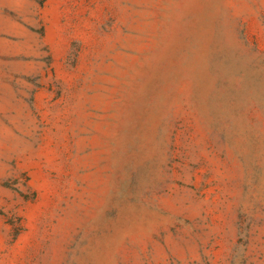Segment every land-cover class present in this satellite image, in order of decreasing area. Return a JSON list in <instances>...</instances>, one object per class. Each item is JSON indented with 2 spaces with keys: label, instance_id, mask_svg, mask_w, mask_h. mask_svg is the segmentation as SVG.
<instances>
[{
  "label": "rangeland",
  "instance_id": "374dc122",
  "mask_svg": "<svg viewBox=\"0 0 264 264\" xmlns=\"http://www.w3.org/2000/svg\"><path fill=\"white\" fill-rule=\"evenodd\" d=\"M0 264H264V0H0Z\"/></svg>",
  "mask_w": 264,
  "mask_h": 264
}]
</instances>
